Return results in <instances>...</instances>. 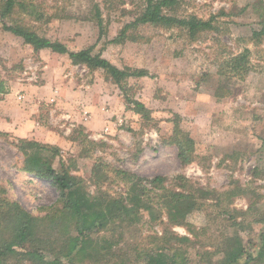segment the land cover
<instances>
[{"label": "rangeland", "instance_id": "1", "mask_svg": "<svg viewBox=\"0 0 264 264\" xmlns=\"http://www.w3.org/2000/svg\"><path fill=\"white\" fill-rule=\"evenodd\" d=\"M25 2L38 7L43 17L35 20L16 12L13 18L40 37L73 51L93 47V54L100 53L119 69L147 71V77L128 81L132 85L128 94L144 104L152 121L126 109L122 91L102 70L75 66L70 72L71 93L64 87L65 73L74 65L66 56L33 51L0 28V133L5 134L0 136V200L18 203L32 216L41 217V236L58 235L44 216L58 206L59 194L48 182L21 171L23 158L15 146L18 139L34 140L31 134L36 128L51 129L67 140L58 147L61 153L53 166L73 159L71 174L84 181L90 194L101 189L115 197L125 195L127 187L111 168L144 180L164 177L166 187L175 191H180L181 182L174 177H183L187 181L183 192L190 185L195 199L203 203L176 225L156 199L149 200L139 207L137 222L117 221L103 233L107 242L114 243V254L127 251L131 255L134 249L162 244L183 255L186 264H222L230 240L235 245L249 242L255 257L249 264H264V224L255 222L264 217V40H251L252 32L260 29L264 0H179L175 15L214 17V30L192 40L180 29L144 25L128 31V38L116 44H111L112 39L140 13L144 0ZM97 11L101 29L95 19ZM243 49L251 52L255 77L242 82L219 74L223 61ZM45 81L50 87L42 88ZM86 103L94 105V112L85 111V118L84 110L80 111ZM29 111L33 112V129L25 138L12 131V124L15 120L18 125ZM173 114L181 117L180 128L195 140V153L201 157L184 167L176 148L165 144ZM90 117L96 126L87 131L82 121ZM84 138L98 146L81 143ZM94 165L106 173L99 185L92 177ZM171 236L188 241L178 243ZM3 238H8L7 232ZM7 263L31 264L12 259Z\"/></svg>", "mask_w": 264, "mask_h": 264}, {"label": "trees", "instance_id": "2", "mask_svg": "<svg viewBox=\"0 0 264 264\" xmlns=\"http://www.w3.org/2000/svg\"><path fill=\"white\" fill-rule=\"evenodd\" d=\"M178 6L179 0H144L140 13L122 27L111 44L124 42L128 38V31L144 25L166 30L180 29L192 40L202 32L214 30V17L208 20L192 15L178 17L175 15ZM37 8L25 0H0V28L22 39L33 51L49 50L66 56L74 66L81 65L89 71L102 70L106 78L122 91L126 109L138 114L146 122L152 121L150 111L144 104L128 94L132 88L128 81L147 77L149 75L147 71L119 69L102 58L100 53L93 54V47L70 50L58 41L40 37L31 31L29 26L18 24L13 18L18 12L40 20L43 15ZM259 16L260 29L254 30L251 35L254 43L264 40V11ZM95 19L101 29L102 21L98 11ZM134 39L136 40V37ZM250 56V50L243 49L223 61L219 74L248 82L252 76L255 77V67L250 61ZM216 96H220L219 91L216 92ZM180 121L181 117L173 114V119L169 121L173 125L171 135L165 144L176 148L177 158L184 167L199 161L201 157L195 153V140L180 128ZM80 134L78 133V136ZM0 136L5 134L0 133ZM81 143L94 148L98 146L95 141L87 138ZM15 146L23 158L21 171L48 182L59 194L58 206L51 208L44 216V219L56 227L58 235L52 238L41 236L39 234L41 217L32 216L18 203L0 200V264H8L7 261L11 259L31 264H133L138 261L143 264H186L183 255L177 251L172 252V247L167 248L162 244H156L149 250L134 249L131 255H128L127 251L125 255H116L112 251L114 243L107 242L103 235L109 231L111 223L118 221L129 225L137 222L139 207L152 199H156V204L166 211L172 224H181L190 212L203 207V203L195 199L190 185L187 186L188 191L183 192L187 183L183 177H174V180L178 179L181 182L180 191H175L166 187L165 183L168 180L164 177L157 176L144 180L126 171L110 168L114 177L127 187L125 195L120 193L115 197L101 189L97 194H90L84 181L71 174V170L75 168L73 159L59 161L58 168L53 166L54 160L61 153L58 147L27 139H18ZM103 174L106 173L101 171V166L94 165L92 177L95 185H99L101 179L105 178ZM233 194L235 193H230ZM250 210L251 208L247 213ZM258 220L255 222L264 224L263 216ZM3 232H7L8 238H3ZM170 239L178 243L188 241L187 238L176 236H171ZM227 241L228 247L222 264H239V261L249 264L254 260L255 257L249 250V242L242 245L239 241L235 245L230 240Z\"/></svg>", "mask_w": 264, "mask_h": 264}, {"label": "crops", "instance_id": "3", "mask_svg": "<svg viewBox=\"0 0 264 264\" xmlns=\"http://www.w3.org/2000/svg\"><path fill=\"white\" fill-rule=\"evenodd\" d=\"M74 67L75 66H71L70 68H72V69H69V71H66V73H65V78H66L65 83L66 84L64 83V87H66L68 89V91L70 89L71 93L73 90H72V88H70L69 84H71L73 82L72 81L73 76L70 75L71 74L70 72L74 71V69H75ZM48 87H50V84L48 81H45L42 88H48ZM57 89H58V87H57ZM39 91H41V90H39ZM74 93L77 94L78 92L76 93V91H75ZM70 96H72V95H70ZM68 97H69V95H68ZM94 100H96V98ZM93 107H94V105L92 103H86V105L81 106L82 110L80 112H82L84 110V111H88V112L93 113L94 112ZM80 112L77 113L78 117L81 116ZM32 114H33V112L29 111V116L24 117L22 119V121L19 122L18 125L16 124L17 121L14 120V123L12 124V131L19 136H23L25 138H28V136H30L29 134L31 133V130L33 129V125L31 124L32 117H30V115H32ZM81 118H82V116H81ZM0 121H1V118H0ZM82 126L84 128H86L87 131H89V130H93L96 125L94 123V119L92 117H90L87 121L86 120H85V122L82 121ZM51 131H53V130L46 129V128H42V129L36 128L34 132L32 131L31 136H34V140H37V141H38V139L36 138V136H38V137H40V139L42 141L53 143V144L57 145V147H59V148L63 143L67 142V140L63 136L61 137L59 135H56L54 132H51Z\"/></svg>", "mask_w": 264, "mask_h": 264}, {"label": "built area", "instance_id": "4", "mask_svg": "<svg viewBox=\"0 0 264 264\" xmlns=\"http://www.w3.org/2000/svg\"><path fill=\"white\" fill-rule=\"evenodd\" d=\"M20 98H21V97H20ZM83 115H84L85 118H86V116H87V112L83 111Z\"/></svg>", "mask_w": 264, "mask_h": 264}]
</instances>
